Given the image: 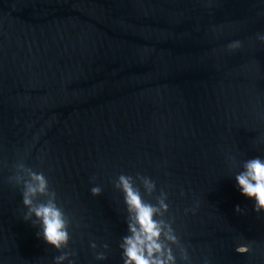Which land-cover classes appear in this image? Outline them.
<instances>
[{
    "label": "water",
    "instance_id": "1",
    "mask_svg": "<svg viewBox=\"0 0 264 264\" xmlns=\"http://www.w3.org/2000/svg\"><path fill=\"white\" fill-rule=\"evenodd\" d=\"M262 37L264 0H0V264H123L120 175L165 199L176 264H264L234 179L264 158ZM18 164L55 192L60 248L25 219Z\"/></svg>",
    "mask_w": 264,
    "mask_h": 264
},
{
    "label": "clouds",
    "instance_id": "2",
    "mask_svg": "<svg viewBox=\"0 0 264 264\" xmlns=\"http://www.w3.org/2000/svg\"><path fill=\"white\" fill-rule=\"evenodd\" d=\"M264 39V37H262ZM238 42L230 47H237ZM17 167L26 172L27 178L16 176V181L23 182L22 203L28 212L25 219L34 216L40 224L38 237L45 243L60 248L69 240L68 221L63 210L55 201V192L49 189L48 178L43 172L25 169L23 164ZM240 193L254 201L253 211L264 212V158L259 156L246 159L241 170L234 177ZM145 191L151 192L155 184L148 178L143 179ZM118 187L124 193V203L128 211L127 230L119 247L123 264H176L175 256L167 242L176 243L177 236L170 224L159 217L168 210V204L162 197L156 203L145 201L139 190L133 186L131 177L120 175ZM99 187H93V195L98 194ZM47 196L44 202H34L37 195ZM239 211V206L236 207ZM93 247L95 245H92ZM235 251L247 253L249 244L241 241L235 246ZM65 257H57L62 261ZM98 259H104L102 253ZM186 259V257H185Z\"/></svg>",
    "mask_w": 264,
    "mask_h": 264
}]
</instances>
